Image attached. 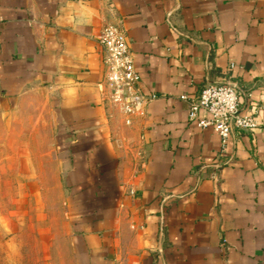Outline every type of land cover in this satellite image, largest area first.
Wrapping results in <instances>:
<instances>
[{"label": "crops", "instance_id": "1", "mask_svg": "<svg viewBox=\"0 0 264 264\" xmlns=\"http://www.w3.org/2000/svg\"><path fill=\"white\" fill-rule=\"evenodd\" d=\"M107 24L154 95L130 123ZM217 82L259 123L223 148L180 98ZM20 194L61 207L60 264H264V0H0V207Z\"/></svg>", "mask_w": 264, "mask_h": 264}, {"label": "built area", "instance_id": "2", "mask_svg": "<svg viewBox=\"0 0 264 264\" xmlns=\"http://www.w3.org/2000/svg\"><path fill=\"white\" fill-rule=\"evenodd\" d=\"M98 42L104 66L103 79L110 99L120 108L125 122L130 123L131 117L142 111L146 99L154 95L146 96L141 92L139 74L126 37L118 26L104 25ZM180 98L187 102L188 120L200 128L210 127L220 137L222 148L231 133L253 131L259 125L253 116L242 113L239 92L228 82L209 83L197 94H181Z\"/></svg>", "mask_w": 264, "mask_h": 264}, {"label": "rangeland", "instance_id": "3", "mask_svg": "<svg viewBox=\"0 0 264 264\" xmlns=\"http://www.w3.org/2000/svg\"><path fill=\"white\" fill-rule=\"evenodd\" d=\"M36 180V205L42 197ZM7 181H3V194L9 192ZM20 193L26 192L27 181H19ZM32 197H19V207H0V264H60L65 259L61 237L65 222L61 207H24Z\"/></svg>", "mask_w": 264, "mask_h": 264}]
</instances>
